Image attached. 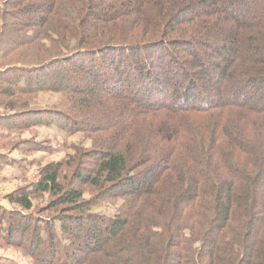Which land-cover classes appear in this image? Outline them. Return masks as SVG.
Masks as SVG:
<instances>
[{
    "label": "trees",
    "instance_id": "16d2710c",
    "mask_svg": "<svg viewBox=\"0 0 264 264\" xmlns=\"http://www.w3.org/2000/svg\"><path fill=\"white\" fill-rule=\"evenodd\" d=\"M0 55L2 128L96 137L8 196L1 246L36 264H264V0H0ZM40 94L63 107L43 117ZM89 187L122 201L113 218Z\"/></svg>",
    "mask_w": 264,
    "mask_h": 264
},
{
    "label": "rangeland",
    "instance_id": "374dc122",
    "mask_svg": "<svg viewBox=\"0 0 264 264\" xmlns=\"http://www.w3.org/2000/svg\"><path fill=\"white\" fill-rule=\"evenodd\" d=\"M0 89L3 90V88ZM8 105L0 95V117L12 114L7 109ZM31 106L33 110H40L43 117L47 112L59 111V108L63 107L61 97L53 94H40ZM66 126L57 123L49 126L33 124L23 132L9 131L0 126V206L7 210L15 208L8 200V196L23 187L32 188L39 182L41 171L47 165L67 162L78 157L79 154L95 150L96 137L80 132L73 133L70 125ZM75 166H77L76 163ZM63 176L71 179V171L66 169ZM96 196V188L85 189V199L92 200ZM51 198L50 194L34 197L35 211L48 206ZM92 205H94L91 209L92 214L113 218L119 212L122 201L94 199ZM64 212L62 213L59 209L42 215L50 219L72 214ZM55 224L59 231L60 224L57 222ZM1 247L0 264H36L25 252L15 248ZM39 254L41 259L44 254L43 250Z\"/></svg>",
    "mask_w": 264,
    "mask_h": 264
}]
</instances>
